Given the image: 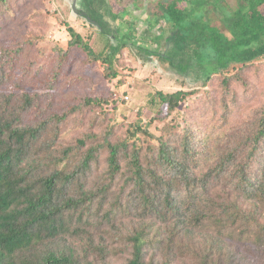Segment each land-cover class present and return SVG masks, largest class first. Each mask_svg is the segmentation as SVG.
I'll list each match as a JSON object with an SVG mask.
<instances>
[{"label": "trees", "instance_id": "trees-1", "mask_svg": "<svg viewBox=\"0 0 264 264\" xmlns=\"http://www.w3.org/2000/svg\"><path fill=\"white\" fill-rule=\"evenodd\" d=\"M12 1L0 0L1 29L17 6ZM130 4L143 6L145 16L133 15ZM72 7L97 27L99 51L68 27L57 71L40 87L38 67L0 56V264H243L216 249L215 238L207 245L211 232L224 242L238 232L236 245L255 237L264 264V221L254 208L255 201L264 204V108L252 127L217 142L220 149L206 157L216 128L225 129L215 122L214 105H201L182 128L168 120L188 95L213 83L219 97L208 88L206 97L229 108L234 84L264 62V0H236L234 7L225 0H74ZM21 38L5 47L16 48L5 57L26 53L34 38ZM162 43L171 45L160 53ZM73 47L111 77L125 47L141 63L157 55L189 90L153 92L147 107L153 119H165L158 133L140 123V114L120 133L106 108L115 99L84 97L82 105L102 110L100 123L65 143L58 132L67 114L45 117L43 108L53 104L51 89ZM19 72L18 82L12 76Z\"/></svg>", "mask_w": 264, "mask_h": 264}, {"label": "rangeland", "instance_id": "rangeland-1", "mask_svg": "<svg viewBox=\"0 0 264 264\" xmlns=\"http://www.w3.org/2000/svg\"><path fill=\"white\" fill-rule=\"evenodd\" d=\"M70 0H17L14 2V13L7 21L5 29L0 28V56L6 58L10 62L28 65V67L37 68L36 77L39 78V87L45 75L50 77L57 71L60 57H57L58 47H66V41L70 35L67 31L68 27H73L79 34L89 39V44L95 48L96 51L102 47V42L98 36L97 27L89 25L85 19L77 16L76 11L71 7ZM229 5L235 6L236 0H225ZM148 2H145L147 5ZM143 13V14H142ZM145 8L135 11V16H145ZM90 16V15H89ZM216 22L219 21L218 12L214 14ZM132 19V18H130ZM139 27H144L146 22L137 21ZM146 27V26H145ZM31 35L33 41L25 44L22 54L21 52L11 53L4 56L5 53L14 51L12 48H5L16 41L22 40V36ZM31 45H30V44ZM170 43H162L160 45V53L170 47ZM155 44H151L153 49ZM44 53L42 59L39 58L37 62L36 54ZM21 55V56H20ZM139 56V55H138ZM149 61L141 63L136 54L130 52L126 47L118 54L116 61L117 75L111 77L107 75L99 63L90 62L81 48L73 47L69 50L67 61L59 69L60 82L55 83L51 89L50 102L52 106L48 105L43 110L45 117L57 116L67 114L66 118L60 122L61 141L65 143L72 142L76 137L86 132L89 126L98 125L100 122L96 119L101 110L97 108L82 105L81 102L84 97H100L101 99H115V102L108 105L109 116L112 123L116 125L118 132L122 133L125 124L130 121H135L137 114H140V123L147 124L148 128L158 133V127L165 122V119L159 120L157 117L153 119V108L147 107L148 99L152 96L155 90H162L167 92L176 91L179 89L189 90L186 87L177 84L173 78L174 72L172 68H168L164 63L159 62L157 55H152ZM257 67L244 72L242 80L236 82L233 88L234 93L228 97L229 108H225L224 104L211 103V100L206 97L205 89L212 90L214 99H218L217 87L213 83L206 88H201L197 92L188 95L178 106V108L168 117L169 121H180L179 128L184 127V119L190 114L196 115L199 112L200 106L205 108L208 105H214L217 110V118L215 122L217 125L225 126V129L216 128V132L211 136L213 144L209 143L204 152L206 156L213 155L220 149L216 147V143L220 146L225 142L236 139L240 134H243L246 129L252 127L253 121L259 117L261 110L264 108V62L256 65ZM19 68V67H18ZM41 68V69H40ZM47 69L48 73H45ZM54 70L53 74L52 71ZM16 73V72H15ZM17 74V73H16ZM21 79L22 73L12 76ZM80 77L76 79L75 77ZM12 78L13 83L15 82ZM55 82V81H54ZM12 86V83L8 84ZM26 91L34 93V82L26 81ZM38 91V90H36ZM219 91V90H218ZM236 95L234 96V94ZM48 103V101H47ZM74 105H79L74 112L70 108ZM210 107V106H209ZM212 108V107H211ZM100 109V110H99ZM227 110V114L225 111ZM102 111V110H101ZM156 115V114H155ZM109 118V119H110ZM225 122H223L222 120ZM56 121V117L54 118ZM203 124L208 122L207 118H202ZM227 121V122H226ZM105 123V121H103ZM59 124H57V128ZM196 127V126H195ZM198 131H196L197 133ZM221 140V141H220ZM220 141V142H219ZM213 150V152L211 151ZM97 175V172H95ZM256 206L258 208H256ZM255 209L261 212L264 221V204L255 201ZM203 234V233H202ZM202 234H197L200 237ZM214 233H209L206 244L210 245L215 239L217 240L216 249L229 251L236 254V257L243 264H260L263 260L260 252H256L255 237L251 240L244 241L240 245H236L234 239L238 238V232L231 233L232 239L224 242L225 239H219L218 236H213ZM215 238V239H214ZM220 240V241H219ZM259 244H257L258 246ZM200 246V245H198ZM260 256V257H259ZM185 260H181L179 264H183ZM217 261V259H215Z\"/></svg>", "mask_w": 264, "mask_h": 264}, {"label": "crops", "instance_id": "crops-1", "mask_svg": "<svg viewBox=\"0 0 264 264\" xmlns=\"http://www.w3.org/2000/svg\"><path fill=\"white\" fill-rule=\"evenodd\" d=\"M79 2H80V0H77V3H78V4H79ZM69 3H70V5L73 6L74 0H70ZM142 8H144V7L142 6ZM138 9H140V7H139V8H137V7L135 8V7H133L132 4H130V8H129V10H130V12H132L133 15L135 14V11L138 10ZM142 14H143V13H142ZM141 16H142V15H141ZM141 16H137V17H141Z\"/></svg>", "mask_w": 264, "mask_h": 264}, {"label": "water", "instance_id": "water-1", "mask_svg": "<svg viewBox=\"0 0 264 264\" xmlns=\"http://www.w3.org/2000/svg\"><path fill=\"white\" fill-rule=\"evenodd\" d=\"M71 7H72V5H71ZM73 10L75 11L74 7H73Z\"/></svg>", "mask_w": 264, "mask_h": 264}]
</instances>
